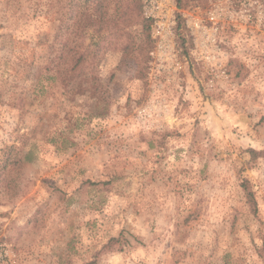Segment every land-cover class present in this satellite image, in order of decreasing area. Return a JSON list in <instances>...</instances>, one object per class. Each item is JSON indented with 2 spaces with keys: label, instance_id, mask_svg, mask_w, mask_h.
<instances>
[{
  "label": "rangeland",
  "instance_id": "1",
  "mask_svg": "<svg viewBox=\"0 0 264 264\" xmlns=\"http://www.w3.org/2000/svg\"><path fill=\"white\" fill-rule=\"evenodd\" d=\"M31 4L18 0L0 27V240L14 264H264V0H189L164 40L142 1L154 39L145 74L127 58L109 82L119 53L107 52L111 106L76 132L75 116L93 110L85 90L58 82L21 103L33 69L18 52L61 18L34 17ZM56 128L76 145L58 150L46 139ZM23 134L35 143L25 160ZM9 151L21 161L5 168Z\"/></svg>",
  "mask_w": 264,
  "mask_h": 264
},
{
  "label": "trees",
  "instance_id": "2",
  "mask_svg": "<svg viewBox=\"0 0 264 264\" xmlns=\"http://www.w3.org/2000/svg\"><path fill=\"white\" fill-rule=\"evenodd\" d=\"M5 8L2 10L0 20L3 22L12 19L15 13L16 2L18 0H4ZM30 1L34 17L38 14L50 21V14L55 11L61 17L54 34L49 39L38 38L31 53L26 52L25 46L18 56L30 59L29 68L25 70L31 78V86L23 88L21 103L28 97L35 94H48L54 90V86L59 82L65 86L64 92L76 95L79 91L85 90L90 94L91 112L85 116H75V124L70 128V132H76L83 127V117L105 116L111 106V89L102 81L99 65L107 52H118V63L116 70L110 74L109 82L115 77L116 71L121 68L122 62L127 58L131 59L137 71L145 74L149 61V52L153 47L154 39L151 36V20L143 15L141 0H24ZM189 0H176L178 8H184ZM21 19V17H20ZM93 30L90 43H86L88 30ZM28 44L31 43V41ZM45 45V52L39 56V45ZM10 61L12 54L17 52L11 47L8 49ZM31 54V55H29ZM44 58L43 63L36 60ZM38 60V61H39ZM7 76H10L8 74ZM108 83V82H107ZM4 94L0 90V107L4 103ZM25 103V102H24ZM60 109L68 108L67 100L63 99L56 103ZM50 111L48 108L47 113ZM53 111V110H51ZM53 118L59 116V112L51 113ZM20 149L30 145L29 150L24 154L23 159H28L33 154L35 143L30 141L29 135L23 134ZM22 137V136H21ZM54 144L58 150H65L75 146L77 141L62 129L50 131L46 138ZM29 141V142H28ZM12 147H8L11 150ZM19 152V149H17ZM252 159L256 158L257 150H249ZM6 152V150H5ZM12 151L8 152L5 168H11L12 164H19L21 158L11 159ZM8 162V163H7ZM241 186L245 191L247 203L251 210L257 212V199L250 181L244 178ZM117 239L113 238L112 241ZM260 255H264L263 250Z\"/></svg>",
  "mask_w": 264,
  "mask_h": 264
},
{
  "label": "built area",
  "instance_id": "3",
  "mask_svg": "<svg viewBox=\"0 0 264 264\" xmlns=\"http://www.w3.org/2000/svg\"><path fill=\"white\" fill-rule=\"evenodd\" d=\"M146 17L154 20V34L164 40L172 34L171 30L176 20V0H142ZM0 264H14V252L0 240Z\"/></svg>",
  "mask_w": 264,
  "mask_h": 264
}]
</instances>
